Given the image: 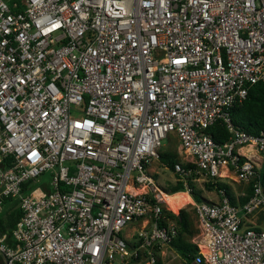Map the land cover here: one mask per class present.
<instances>
[{
    "label": "built area",
    "instance_id": "1",
    "mask_svg": "<svg viewBox=\"0 0 264 264\" xmlns=\"http://www.w3.org/2000/svg\"><path fill=\"white\" fill-rule=\"evenodd\" d=\"M259 83L264 0H0V213L23 214L0 264H163L179 226L151 167L171 135L189 195L245 186L193 203L191 264H264V131L232 121Z\"/></svg>",
    "mask_w": 264,
    "mask_h": 264
},
{
    "label": "trees",
    "instance_id": "2",
    "mask_svg": "<svg viewBox=\"0 0 264 264\" xmlns=\"http://www.w3.org/2000/svg\"><path fill=\"white\" fill-rule=\"evenodd\" d=\"M232 121L234 125L247 131L250 134H260L264 131V83H259L252 87L249 91L247 99L240 105H236L232 110ZM209 133L213 139L220 144L226 143L229 140L230 133L228 132L226 126L222 122L216 123L209 130ZM160 161L165 164L172 172L175 173L176 165L179 163L177 160V155L173 153H161ZM193 165H188L185 168H192ZM180 179V175H178ZM262 182L264 184V164L261 169ZM207 188L215 190L218 194L220 192H225L230 198L233 205H236V199L231 194L230 187L224 183H207ZM193 188V185L191 184ZM186 192V187L182 181H179L175 186L167 191L169 195H174L177 193ZM247 192L250 194L252 192L251 188H248ZM192 197L196 203H202L206 200L202 195L192 193ZM248 198H243L241 200L242 204H245ZM174 208L180 207L179 204L175 203L174 200L169 201ZM19 202L15 199H10L6 201L3 211L0 213V233L6 234L11 233L16 227L17 223L22 218V211L20 210ZM178 209V208H177ZM180 210H174L178 213ZM165 215L172 221H175L177 225L182 229L183 232L189 233L190 231V214L183 210L179 215H175L172 212L165 210ZM178 252V254L185 259L187 262H192L195 256L199 253L197 245L185 242L180 235L174 241L172 245ZM205 250V249H204ZM206 251V250H205ZM204 251V252H205Z\"/></svg>",
    "mask_w": 264,
    "mask_h": 264
},
{
    "label": "rangeland",
    "instance_id": "3",
    "mask_svg": "<svg viewBox=\"0 0 264 264\" xmlns=\"http://www.w3.org/2000/svg\"><path fill=\"white\" fill-rule=\"evenodd\" d=\"M161 153L176 154L179 163H187L189 161L188 156L184 152H182L180 141L176 135H171L168 139L163 141V149L161 150ZM151 174L153 175V178L155 179L158 186L166 192L179 182L178 176L169 168H167L165 164L160 161V159L152 165ZM41 181L42 183H46L49 181V179L48 177H43ZM223 182L224 184H227L230 187L232 195H235L236 193H241L245 189V186L243 184H240L233 179H228L226 181L224 180ZM207 183L209 182H206V179H203L202 177L198 180L191 182V184L193 185V192L202 195L208 201H219L221 196L215 190L210 191L206 186ZM182 193L186 194L187 192ZM163 194L167 195L165 193ZM188 197L190 198V203L187 206L185 200L183 199L185 198L184 196L179 195L174 199L175 203L179 204L182 207H177L180 210L178 213L174 212V210H178L174 208V206L173 210L167 203L165 207L168 211L172 212L175 215H179L183 210L187 211L190 214L191 223L189 233L183 232L180 227L179 232L181 238L185 242L197 245V243H199L202 239V234L198 217L196 215L193 204L195 203V200L193 199L192 194L188 195ZM124 233H127V231ZM198 249L202 252L205 251L204 248L201 246H198ZM165 252L166 254L162 260L163 264H191V262H187L185 259H183L173 246L168 248Z\"/></svg>",
    "mask_w": 264,
    "mask_h": 264
},
{
    "label": "bare ground",
    "instance_id": "4",
    "mask_svg": "<svg viewBox=\"0 0 264 264\" xmlns=\"http://www.w3.org/2000/svg\"><path fill=\"white\" fill-rule=\"evenodd\" d=\"M184 196L185 198H183L184 200H185V203H186V206L190 203V196L188 197V195L189 194H185V193H177V195L176 194H174V195H164L163 194V200H164V202L165 203H167L171 208H172V210H173V206H171L170 205V202L169 201H171V200H174L177 196ZM177 209V208H176ZM201 247H203L204 249H205V247L204 246H201ZM206 250V249H205Z\"/></svg>",
    "mask_w": 264,
    "mask_h": 264
}]
</instances>
